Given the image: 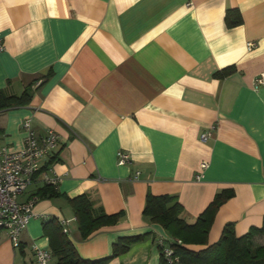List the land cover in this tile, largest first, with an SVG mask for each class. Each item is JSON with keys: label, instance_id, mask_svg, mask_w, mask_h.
I'll return each instance as SVG.
<instances>
[{"label": "crops", "instance_id": "1", "mask_svg": "<svg viewBox=\"0 0 264 264\" xmlns=\"http://www.w3.org/2000/svg\"><path fill=\"white\" fill-rule=\"evenodd\" d=\"M0 42V90L30 95L0 110V147L23 149L26 120L38 136H58L52 162L18 200L45 178L56 179L57 196L37 199L18 247L0 232V264H36L35 246L52 254L50 219L82 260L142 236L105 264H160L168 236L143 215L148 193L175 197L193 223L231 191L207 245L226 224L237 237L264 227V86L253 87L264 74V0H0ZM80 195L120 218L82 237L68 202Z\"/></svg>", "mask_w": 264, "mask_h": 264}, {"label": "trees", "instance_id": "2", "mask_svg": "<svg viewBox=\"0 0 264 264\" xmlns=\"http://www.w3.org/2000/svg\"><path fill=\"white\" fill-rule=\"evenodd\" d=\"M232 11L226 13V20L230 26L237 25L240 20L231 19ZM232 72V68H226L216 73L217 77L225 76ZM30 95L25 91L21 97L16 98L5 91L0 90V110L26 103ZM53 159V158H52ZM52 159L42 168L47 170ZM40 172V173H41ZM55 185L47 184L34 195L37 199L57 196ZM233 193L222 191L215 195L211 203L205 208L193 223H187L182 219V207L175 197L168 195L153 196L147 194L143 215L151 222L162 227L168 239L163 240L173 250V255L178 257L183 264H264V244L254 246V241L264 237V227L251 228L246 234L237 237L231 224H226L219 239L207 245V236L219 206L229 199ZM68 202L76 217L78 229L82 237H88L99 228L115 223L120 214L106 215L102 210H95L87 195H80ZM44 234L48 236L52 257L57 264H105L110 259L125 253L129 247L143 239L142 236L122 237L112 245V253L109 257L88 261L82 260L62 234L61 228L55 219H50L43 224ZM179 241V243L177 242ZM201 246L194 250L188 246ZM160 264H165L160 249Z\"/></svg>", "mask_w": 264, "mask_h": 264}, {"label": "built area", "instance_id": "3", "mask_svg": "<svg viewBox=\"0 0 264 264\" xmlns=\"http://www.w3.org/2000/svg\"><path fill=\"white\" fill-rule=\"evenodd\" d=\"M254 44H247L248 49ZM3 49L0 42V50ZM264 86V74L256 76L253 80L254 89ZM214 127L200 135V141L206 142L214 132ZM25 133L24 147L17 152H8L6 148L0 147V232H5L13 247H18L20 236L26 229L29 221L34 216L33 206L37 201L36 196L20 202L18 197L23 194L34 182L42 168L53 156L58 144V136L53 131H48L44 136H38L29 120L22 123ZM129 161L126 154L118 153V163L123 165ZM207 167L206 162L200 164V169ZM138 173H136L137 175ZM196 179H200L197 175ZM47 184L56 185V179L45 178ZM64 226L67 221L59 222ZM63 233L67 229L63 227ZM179 243V241H177ZM162 251L165 264H183L178 257L173 255V250L164 243L163 239L158 241ZM36 264H53L52 254L44 249L33 247Z\"/></svg>", "mask_w": 264, "mask_h": 264}, {"label": "rangeland", "instance_id": "4", "mask_svg": "<svg viewBox=\"0 0 264 264\" xmlns=\"http://www.w3.org/2000/svg\"><path fill=\"white\" fill-rule=\"evenodd\" d=\"M263 240H264V237L259 239V240H255L254 243H253L254 246H262L264 244Z\"/></svg>", "mask_w": 264, "mask_h": 264}]
</instances>
